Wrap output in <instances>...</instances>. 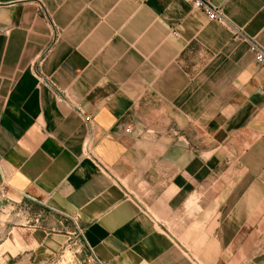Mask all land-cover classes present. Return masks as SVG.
I'll return each mask as SVG.
<instances>
[{"label": "crops", "instance_id": "0c3cea01", "mask_svg": "<svg viewBox=\"0 0 264 264\" xmlns=\"http://www.w3.org/2000/svg\"><path fill=\"white\" fill-rule=\"evenodd\" d=\"M0 177L106 264H264V69L185 0H0Z\"/></svg>", "mask_w": 264, "mask_h": 264}, {"label": "rangeland", "instance_id": "374dc122", "mask_svg": "<svg viewBox=\"0 0 264 264\" xmlns=\"http://www.w3.org/2000/svg\"><path fill=\"white\" fill-rule=\"evenodd\" d=\"M0 264L101 263L83 242L75 213L15 194L0 177Z\"/></svg>", "mask_w": 264, "mask_h": 264}, {"label": "built area", "instance_id": "2783aa9c", "mask_svg": "<svg viewBox=\"0 0 264 264\" xmlns=\"http://www.w3.org/2000/svg\"><path fill=\"white\" fill-rule=\"evenodd\" d=\"M187 1L191 7L200 10L208 20L215 21L226 28H228L235 38L243 40L247 45V50L250 53L253 62L264 69V46L258 44L252 38L248 37L247 35L243 34L239 29L235 28L229 21V19L223 14L221 8L213 5L209 0H185ZM174 33V32H173ZM87 124L90 129V123L88 118ZM90 136L84 141V151L87 152V148L89 146ZM95 257V256H94ZM96 258V257H95ZM98 262L101 264H106L105 262L96 258Z\"/></svg>", "mask_w": 264, "mask_h": 264}]
</instances>
